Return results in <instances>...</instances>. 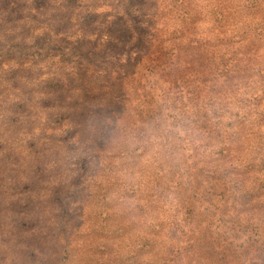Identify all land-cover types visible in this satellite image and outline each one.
Masks as SVG:
<instances>
[{"label": "rangeland", "instance_id": "1", "mask_svg": "<svg viewBox=\"0 0 264 264\" xmlns=\"http://www.w3.org/2000/svg\"><path fill=\"white\" fill-rule=\"evenodd\" d=\"M0 264H264V0H0Z\"/></svg>", "mask_w": 264, "mask_h": 264}]
</instances>
